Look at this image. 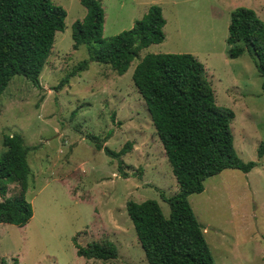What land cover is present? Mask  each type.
<instances>
[{
	"label": "rangeland",
	"instance_id": "obj_1",
	"mask_svg": "<svg viewBox=\"0 0 264 264\" xmlns=\"http://www.w3.org/2000/svg\"><path fill=\"white\" fill-rule=\"evenodd\" d=\"M66 11L40 75V88L14 75L0 94V154L4 135L20 134L30 149L26 199L33 215L24 226L0 224V264H148L138 242L126 201L155 199L165 217L168 204L159 196L174 194L177 182L155 133L146 104L132 82L136 63L148 53H191L201 61L218 105L234 111L233 145L251 171L226 168L204 181V190L189 196L215 264H264V94L262 78L250 55H228L226 38L235 6L252 8L264 23V0H100L103 36L132 27L151 4L162 8L164 40L140 50L127 71L90 62L55 89L64 75L88 57L85 45L72 49L71 26L85 14L79 0H52ZM88 135L104 138L119 150L116 160L95 149ZM9 187L7 196L14 195ZM1 200V197H0ZM81 245L107 238L118 249L114 259H85Z\"/></svg>",
	"mask_w": 264,
	"mask_h": 264
},
{
	"label": "trees",
	"instance_id": "obj_2",
	"mask_svg": "<svg viewBox=\"0 0 264 264\" xmlns=\"http://www.w3.org/2000/svg\"><path fill=\"white\" fill-rule=\"evenodd\" d=\"M85 14L71 26L72 49L85 45L88 57L61 78L55 89L71 76L87 70L90 62L124 74L141 49L164 40L166 23L158 4L148 6L131 28L103 36L104 9L100 0H79ZM65 9L52 0H0V94L14 75H22L40 88V75L50 55L55 33L65 28ZM228 55L236 58L247 51L262 78L264 94V23L252 8L237 6L230 12ZM132 82L144 100L167 161L177 182V191L160 198L168 204L165 217L155 199L126 201L138 242L148 264H215L189 196L204 190V181L226 168L251 171L256 161H243L233 145L231 122L234 111L215 101L204 64L191 53H148L135 65ZM95 149L116 160L123 169V156L131 149L126 142L119 150L100 138L88 135ZM6 148L0 154V224L24 226L33 215L25 193L30 168L27 155L36 146H27L20 134L4 135ZM264 154V141L257 157ZM14 195L7 196L9 187ZM76 255L85 259H114L116 244L101 238L81 245L73 238ZM5 261L2 262L4 264Z\"/></svg>",
	"mask_w": 264,
	"mask_h": 264
},
{
	"label": "crops",
	"instance_id": "obj_3",
	"mask_svg": "<svg viewBox=\"0 0 264 264\" xmlns=\"http://www.w3.org/2000/svg\"><path fill=\"white\" fill-rule=\"evenodd\" d=\"M236 7H237V6H235L234 8H236ZM234 8H233V9H234ZM233 9H232V10H233ZM232 10H231V11H232ZM226 39H227V38H226ZM226 43H227V42H226ZM227 46H228V44H227ZM245 52H247V51H245ZM243 53H244V52H243ZM247 53H248V52H247ZM241 55H242V54H241ZM238 57H239V56H238ZM234 116H235V114H234ZM233 119H234V118H233Z\"/></svg>",
	"mask_w": 264,
	"mask_h": 264
}]
</instances>
